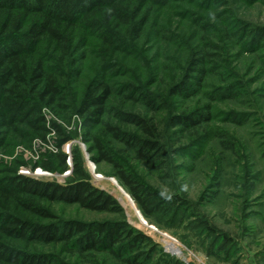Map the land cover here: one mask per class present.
Segmentation results:
<instances>
[{"label": "rangeland", "instance_id": "374dc122", "mask_svg": "<svg viewBox=\"0 0 264 264\" xmlns=\"http://www.w3.org/2000/svg\"><path fill=\"white\" fill-rule=\"evenodd\" d=\"M233 21L263 27L264 0H171L167 7L154 6L152 24L141 40L125 39L124 45L109 51L106 60L99 38L91 36L85 48L83 84L105 76L113 89V109L136 113L154 123L165 145L164 168L137 161L128 148L112 141L101 128L95 134L134 176L162 194L179 196L183 206L179 223L172 221L169 228H160L148 221L114 178L111 166L91 159L78 119L73 117L67 123L63 117L55 118L74 135L62 151L69 158L77 149L90 183L117 201L109 186L113 180L130 197L145 224L154 228L141 225L133 210L117 201L124 221L157 245L148 264H264V42L250 40L245 34L235 37ZM204 40L220 47L222 62L208 63L205 84L191 96H170L169 89L182 77L190 58L206 51ZM129 87H133L135 99L127 91ZM226 87L234 91L223 96L229 93ZM145 99L153 101L157 110L145 105ZM208 106V123L187 131L169 127L172 116L204 112ZM45 115L54 119L47 110ZM108 121L114 123L111 116ZM52 138L51 134L48 143L35 140L28 147L17 145L11 154H0V163L11 165L18 159L24 163L19 174L64 184L71 176V158L64 172L37 166L54 151ZM93 173L103 180L97 181ZM50 211L60 220L89 223L118 219L115 214L95 213L77 205L54 204ZM155 229L176 239L183 255L171 254L165 238ZM14 245L63 264H125L106 249L82 255L61 245Z\"/></svg>", "mask_w": 264, "mask_h": 264}, {"label": "trees", "instance_id": "16d2710c", "mask_svg": "<svg viewBox=\"0 0 264 264\" xmlns=\"http://www.w3.org/2000/svg\"><path fill=\"white\" fill-rule=\"evenodd\" d=\"M170 1L0 0V154H11L15 146L28 147L35 140L48 143L52 134L54 151L37 166L64 172L68 155L62 146L74 135L55 118L70 123L74 117L83 129L91 159L111 166L114 178L141 214L160 228H169L172 221L179 223L183 209L179 196L162 194L134 176L94 132L101 128L112 141L128 148L137 161L163 169L166 151L157 127L136 113L113 109V89L105 76L82 82L85 48L91 36L99 38L106 60L109 51L124 45L125 39L141 40L152 24L154 6L167 7ZM232 25L235 37L245 34L250 40L264 42V26L249 27L235 21ZM204 42L206 51L190 58L182 77L169 89L170 96H191L205 84L208 63L222 62L220 47ZM226 88L229 93L223 96L231 95L234 90ZM127 91L135 99L133 87ZM145 105L157 110L150 99H145ZM46 110L54 119L47 118ZM210 112L208 106L204 112L172 116L168 125L182 131L196 129L210 121ZM110 116L114 123H109ZM70 158L71 176L64 184L19 174L24 163L18 159L11 165L0 163V264H63L20 249L14 242L61 245L82 255L106 249L125 264H148L157 245L124 221L123 210L113 196L90 183L77 149L71 151ZM54 204L77 205L95 213L115 214L118 219L89 223L60 220L50 211Z\"/></svg>", "mask_w": 264, "mask_h": 264}, {"label": "bare ground", "instance_id": "6f19581e", "mask_svg": "<svg viewBox=\"0 0 264 264\" xmlns=\"http://www.w3.org/2000/svg\"><path fill=\"white\" fill-rule=\"evenodd\" d=\"M92 171V169H90ZM94 174V173H93ZM95 175V174H94ZM96 180L97 181H101L103 180V177L100 175H95ZM106 179V178H105ZM109 180V179H108ZM96 181V182H97ZM109 186L112 188L113 194L116 197V199H118L117 201H120V203L127 209V210H133L132 213H134L135 217L138 218L139 222L141 225L143 226H147L148 229H152L151 227H149L148 224H145L142 216L140 215L139 211H137V209L135 208L134 203L131 201L130 197L119 188V186L113 181V180H109ZM98 183V182H97ZM99 187H102L101 185ZM122 188V187H121ZM137 222V221H136ZM153 230V229H152ZM164 242V241H163ZM166 246L168 247V249H171L172 246L167 243ZM172 250V249H171Z\"/></svg>", "mask_w": 264, "mask_h": 264}, {"label": "built area", "instance_id": "2783aa9c", "mask_svg": "<svg viewBox=\"0 0 264 264\" xmlns=\"http://www.w3.org/2000/svg\"><path fill=\"white\" fill-rule=\"evenodd\" d=\"M67 151L69 150V147L66 148ZM67 163L70 164V157L68 158L67 160ZM95 177V175H94ZM96 178V177H95ZM151 227V226H149ZM152 229H154L153 227H151ZM155 231H157L160 235H162V237L165 238V243H169L171 246H172V250L171 249H168V247L166 246V249L171 253V254H174L178 257L182 256L183 255V250L181 249V247L178 245V242L176 241V239H174L172 236H170L169 234L167 233H162L160 231H158L157 229H155ZM165 244V245H166ZM185 264H190V262L188 261H185Z\"/></svg>", "mask_w": 264, "mask_h": 264}]
</instances>
